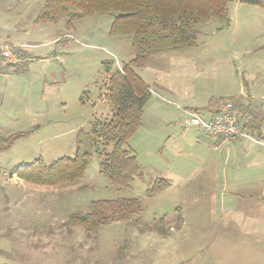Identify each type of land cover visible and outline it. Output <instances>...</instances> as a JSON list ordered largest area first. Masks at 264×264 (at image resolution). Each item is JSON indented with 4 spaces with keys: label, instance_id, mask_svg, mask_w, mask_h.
I'll list each match as a JSON object with an SVG mask.
<instances>
[{
    "label": "rangeland",
    "instance_id": "374dc122",
    "mask_svg": "<svg viewBox=\"0 0 264 264\" xmlns=\"http://www.w3.org/2000/svg\"><path fill=\"white\" fill-rule=\"evenodd\" d=\"M44 2L0 0V42L26 50L12 46L18 65H25L0 75V143L25 134L0 151V264H264V236L247 235L264 222V212L262 222L221 215L219 202L229 197L222 189L225 152L207 147L204 135L185 122L186 111L206 113L212 98L244 88L264 113V8L231 0L227 28L219 30L217 21L199 25L194 48L152 56L136 69L151 89L141 125L128 141L141 180L114 185L93 157L80 179L41 186L12 170L37 159L72 158L77 138L111 114L102 99L105 63L112 72L136 53L130 38L109 35L110 16L70 27L65 20L33 24ZM157 178L170 185L148 196ZM116 199L141 203L137 223L101 226L91 237L63 227L70 215L86 214L91 202Z\"/></svg>",
    "mask_w": 264,
    "mask_h": 264
},
{
    "label": "trees",
    "instance_id": "16d2710c",
    "mask_svg": "<svg viewBox=\"0 0 264 264\" xmlns=\"http://www.w3.org/2000/svg\"><path fill=\"white\" fill-rule=\"evenodd\" d=\"M230 2L45 0L33 24L56 25L65 20L66 26L70 27L74 21L84 18L110 16L109 35L130 38L136 53L112 72V64L105 63L108 78L103 86L102 99L110 105L111 114L108 118L94 120L86 138H77L72 158H62L50 164L37 159L31 164L15 167L11 175L27 183L60 186L83 177L92 158L97 157L100 159V173L112 184L128 186L135 179L141 180L143 174L134 151L128 148V141L141 125L145 105L151 98V89L136 73V69L146 64L152 56L194 48L195 29L199 25L217 21L219 30L227 28ZM240 2L264 8V0ZM235 103L249 111L246 107L249 103L245 100L236 98ZM263 123L264 118L253 116L245 129L260 139ZM24 135L16 133L8 136L0 143V151L8 150L16 139ZM167 187L166 181L156 179L147 190V195L152 196ZM140 213L141 203L137 199L98 200L90 203L86 214L70 215L63 227H79L87 237H91L101 226L137 223ZM181 222L179 218L178 223Z\"/></svg>",
    "mask_w": 264,
    "mask_h": 264
},
{
    "label": "crops",
    "instance_id": "0c3cea01",
    "mask_svg": "<svg viewBox=\"0 0 264 264\" xmlns=\"http://www.w3.org/2000/svg\"><path fill=\"white\" fill-rule=\"evenodd\" d=\"M3 43H8L14 48H19L18 50L20 51H26L24 48H21L18 45H13L8 41L0 42V45ZM27 56L29 57L28 52ZM27 60L28 58L24 60V63ZM24 65H9L6 68L0 70V75L7 76L10 74V71L12 69H14V71H18L22 69ZM233 97L234 99L238 98L240 100H245V102H248L249 105L246 106V103L245 106L248 107L252 116L258 118V115H260V118H264V113L262 114L263 111L259 110L256 104L257 98L253 97L249 93V90H247L246 88L242 89L241 93L237 95H230L226 97L219 96L212 98L209 103L203 107V110L208 113L211 108L222 102V98L226 100ZM187 127L191 128L189 126ZM203 135L205 137L200 136V139L202 142H206L207 147L212 148L215 151L222 150L225 152V159L223 161L222 170L224 178L222 189H224L225 192L227 189H229V197L226 201L223 200L219 202L220 204L218 211H221V215L223 213L224 215L227 214V217H229L230 219L234 218L236 215L241 216V214H243L245 218H249V221L257 220L262 222L263 218L259 217L264 212V133H262V127L261 138L258 139L261 142V144L259 145H254L244 139L228 140L221 137L212 136V140L208 138L210 136H207L205 134ZM227 168H229V178L227 177ZM211 171H213V169L210 170V172ZM210 179H216L215 174L211 176ZM162 180L166 181L169 187L170 184L168 180ZM244 197H246V200H243ZM227 217H225L224 219L226 220ZM236 218L238 219V217ZM229 221H231V226H233L232 230H234L235 224L232 222V220ZM169 231L172 232L174 230L173 228H170ZM247 235H252L255 239L260 241L261 237L264 236V222H262V224L259 223L257 227L253 226V228L249 230ZM229 236L232 238L233 235H231L230 233V235H228L227 237Z\"/></svg>",
    "mask_w": 264,
    "mask_h": 264
},
{
    "label": "built area",
    "instance_id": "2783aa9c",
    "mask_svg": "<svg viewBox=\"0 0 264 264\" xmlns=\"http://www.w3.org/2000/svg\"><path fill=\"white\" fill-rule=\"evenodd\" d=\"M11 47L6 43L0 45V70L8 65L21 63L19 56ZM185 114L187 125L207 136L228 140L244 139L254 145L261 144L249 130L245 129L253 118L252 114L231 100L222 101L211 108L207 114L188 111Z\"/></svg>",
    "mask_w": 264,
    "mask_h": 264
}]
</instances>
